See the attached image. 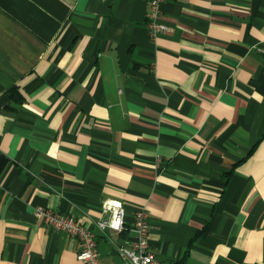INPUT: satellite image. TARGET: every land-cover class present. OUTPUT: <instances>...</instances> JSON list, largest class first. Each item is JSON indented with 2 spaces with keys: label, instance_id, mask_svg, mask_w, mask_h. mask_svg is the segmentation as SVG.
I'll return each mask as SVG.
<instances>
[{
  "label": "crops",
  "instance_id": "1",
  "mask_svg": "<svg viewBox=\"0 0 264 264\" xmlns=\"http://www.w3.org/2000/svg\"><path fill=\"white\" fill-rule=\"evenodd\" d=\"M0 0V264H103L144 207L157 264H264V0ZM106 199L125 229L94 227Z\"/></svg>",
  "mask_w": 264,
  "mask_h": 264
},
{
  "label": "built area",
  "instance_id": "2",
  "mask_svg": "<svg viewBox=\"0 0 264 264\" xmlns=\"http://www.w3.org/2000/svg\"><path fill=\"white\" fill-rule=\"evenodd\" d=\"M164 0H148L146 28L152 38L165 30L160 19L161 4ZM102 216L95 221L94 227L101 233L121 234L125 229L126 209L123 203L115 199H106L101 204ZM34 216L50 230L62 232L78 243L77 259L82 264H103L100 259L95 232L75 219L44 207H37ZM150 230L148 215L144 207L133 212L131 231L133 236L115 245L119 261L115 264H157L155 254L148 250L147 234Z\"/></svg>",
  "mask_w": 264,
  "mask_h": 264
}]
</instances>
